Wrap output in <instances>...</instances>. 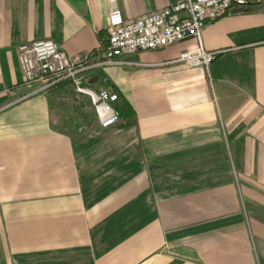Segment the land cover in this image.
Here are the masks:
<instances>
[{
	"label": "crops",
	"instance_id": "obj_1",
	"mask_svg": "<svg viewBox=\"0 0 264 264\" xmlns=\"http://www.w3.org/2000/svg\"><path fill=\"white\" fill-rule=\"evenodd\" d=\"M180 1L0 0V264H264V3L203 27L207 67L176 60L189 38L87 70L118 94L108 129L66 126L68 82L6 105L30 90L19 45L89 51L113 11Z\"/></svg>",
	"mask_w": 264,
	"mask_h": 264
},
{
	"label": "built area",
	"instance_id": "obj_2",
	"mask_svg": "<svg viewBox=\"0 0 264 264\" xmlns=\"http://www.w3.org/2000/svg\"><path fill=\"white\" fill-rule=\"evenodd\" d=\"M260 3L264 0H182L130 20H122L119 12L113 11L102 43L85 52L66 53L50 39L21 44L17 47V61L23 84L30 90L6 105L68 82L78 93L89 97L99 127L108 129L120 120L119 97L109 86L97 91L83 87L81 75L88 68L120 64L124 55L161 49L189 38L194 39L195 46L179 53L176 60L189 66L207 67L214 52L202 48L203 27L221 16L233 14L238 8Z\"/></svg>",
	"mask_w": 264,
	"mask_h": 264
},
{
	"label": "rangeland",
	"instance_id": "obj_3",
	"mask_svg": "<svg viewBox=\"0 0 264 264\" xmlns=\"http://www.w3.org/2000/svg\"><path fill=\"white\" fill-rule=\"evenodd\" d=\"M117 64H119V63H117ZM107 65H111V64H103V65H99L97 67H104ZM90 68H88L87 70H89ZM84 73L81 75V85L83 87H89L90 88V86L85 83V80L87 79V77L85 76ZM70 85L76 91L74 85H72V84H70ZM103 88H105V87H103ZM78 94L83 95L84 98L82 100H80L79 102L77 99H75V101L78 102L77 104L72 103V105H74L76 108L78 107L79 110H77V109L73 110V114H72L73 118H70V122L66 126L70 129H72L73 131L78 132V133L100 132L97 129V125H96L97 119H96V116L93 112V106L91 104L89 97L86 94H82V93H78ZM120 120H121V114H120ZM98 128H99V125H98Z\"/></svg>",
	"mask_w": 264,
	"mask_h": 264
},
{
	"label": "water",
	"instance_id": "obj_4",
	"mask_svg": "<svg viewBox=\"0 0 264 264\" xmlns=\"http://www.w3.org/2000/svg\"><path fill=\"white\" fill-rule=\"evenodd\" d=\"M67 1H69L77 9H82L83 3L85 2V0H67Z\"/></svg>",
	"mask_w": 264,
	"mask_h": 264
},
{
	"label": "trees",
	"instance_id": "obj_5",
	"mask_svg": "<svg viewBox=\"0 0 264 264\" xmlns=\"http://www.w3.org/2000/svg\"><path fill=\"white\" fill-rule=\"evenodd\" d=\"M120 110H122V109H120ZM123 116H126V114L123 112Z\"/></svg>",
	"mask_w": 264,
	"mask_h": 264
}]
</instances>
